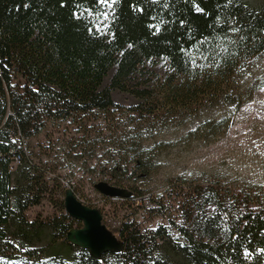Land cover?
Returning a JSON list of instances; mask_svg holds the SVG:
<instances>
[{"label":"trees","instance_id":"trees-1","mask_svg":"<svg viewBox=\"0 0 264 264\" xmlns=\"http://www.w3.org/2000/svg\"><path fill=\"white\" fill-rule=\"evenodd\" d=\"M261 54L264 1L0 0V264H264V193L222 184L187 189L181 219L169 220L171 226L125 221L113 229L102 216L122 249L99 258L66 241L74 221L66 213L25 215L62 179L50 153L38 156L29 143L42 132L47 142L67 137L45 131L48 122L103 114L97 130L81 123L64 155L93 152L94 143L108 137L118 141L116 150L136 149L131 166L114 162L111 175L144 178L150 163L135 133L183 123L216 106L237 110L260 85L243 77ZM158 63L160 74L153 69ZM111 89L138 101L129 108L139 116L132 124L119 127L116 118L105 116L117 106ZM103 130L109 134L99 139ZM12 153L19 156L15 166ZM144 205L146 200L137 208ZM45 233L49 243L67 249L46 251Z\"/></svg>","mask_w":264,"mask_h":264},{"label":"rangeland","instance_id":"rangeland-1","mask_svg":"<svg viewBox=\"0 0 264 264\" xmlns=\"http://www.w3.org/2000/svg\"><path fill=\"white\" fill-rule=\"evenodd\" d=\"M153 69L158 74L162 73L160 63ZM111 72L109 70L103 78V86L108 85ZM243 79L254 80L255 84L260 85L237 110L229 106H216L201 110L183 123H169L135 133L150 163L151 171L144 178H134L135 174L127 178L111 175L114 162L119 166H131L129 160L136 149L133 150L134 145H125L124 149L116 150L118 141H107L108 137L101 139L103 134H109L108 130H103L99 135L104 142L98 140L94 143L93 152H84L75 157L64 155L66 146L72 148L74 138L80 136L81 123L92 124L93 129L97 130L95 125L103 122V114L91 112L72 120L48 122L45 131H55L56 137L58 132H62L67 137L47 142L42 132L29 143L38 156H45L42 152L50 153L53 158L51 163L55 162L53 170L61 174L62 179L58 187L53 184L50 194L39 204L27 208L26 217L49 218L65 213L63 196L64 188L68 186L79 201L97 208L113 229L125 221L134 222L142 228L162 223L170 225L169 220L179 222L183 193L199 183L222 184L229 190L255 195L264 193V54L251 62ZM110 93L117 106L105 116L116 118L119 127L132 124L139 116L129 108L138 101L126 91L111 89ZM222 118L227 123L224 127L218 122ZM205 121L215 123L202 127ZM82 160H86L84 166ZM99 180L124 187L131 194L128 197L105 196L93 187V183ZM145 200L147 205L137 208ZM253 205L250 203V206ZM148 207L150 210L160 207L161 211L148 212ZM80 225L79 221L72 222L73 227ZM171 228L172 234L176 235L174 227ZM43 238L46 251L54 247L67 249L59 241L49 243L48 233Z\"/></svg>","mask_w":264,"mask_h":264},{"label":"water","instance_id":"water-1","mask_svg":"<svg viewBox=\"0 0 264 264\" xmlns=\"http://www.w3.org/2000/svg\"><path fill=\"white\" fill-rule=\"evenodd\" d=\"M93 187L101 194L109 197H128L131 191L99 180ZM63 206L65 213L81 223L79 227L67 230L66 241L99 258L105 252L117 253L122 249V243L112 230L102 222V213L95 207H90L79 201L71 187L64 188Z\"/></svg>","mask_w":264,"mask_h":264},{"label":"built area","instance_id":"built-area-1","mask_svg":"<svg viewBox=\"0 0 264 264\" xmlns=\"http://www.w3.org/2000/svg\"><path fill=\"white\" fill-rule=\"evenodd\" d=\"M18 162H19V156L15 153H12V155L10 156V164L12 166H15Z\"/></svg>","mask_w":264,"mask_h":264},{"label":"snow or ice","instance_id":"snow-or-ice-1","mask_svg":"<svg viewBox=\"0 0 264 264\" xmlns=\"http://www.w3.org/2000/svg\"><path fill=\"white\" fill-rule=\"evenodd\" d=\"M102 2L107 3V0H102ZM116 0H112V3H115Z\"/></svg>","mask_w":264,"mask_h":264}]
</instances>
